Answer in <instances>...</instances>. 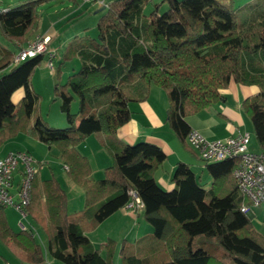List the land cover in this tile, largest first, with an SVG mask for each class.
<instances>
[{
  "label": "trees",
  "instance_id": "1",
  "mask_svg": "<svg viewBox=\"0 0 264 264\" xmlns=\"http://www.w3.org/2000/svg\"><path fill=\"white\" fill-rule=\"evenodd\" d=\"M47 1L22 0L0 9V34L22 44ZM104 9L96 37L82 35L66 55H77L79 67L53 86L65 127L48 125L41 115L31 120L37 99L31 76L46 53L15 63L16 52L0 45V145L21 132L56 144L68 176L84 189L82 208L68 212L59 181L35 174L24 212L43 230L44 249L32 230L15 231L8 224L4 208L0 238L9 239L29 264H116V253L120 264H264V235L240 210L244 199L232 175L237 158L202 160L212 177L208 189L187 162L177 161L174 187L166 190L154 178L166 158L162 148L113 135L131 116L128 102L145 99L155 84L167 95L165 122L185 143L191 130L185 117L223 99L220 89L232 79L260 87L241 108L264 153V0H107ZM59 71L57 66V77ZM18 87L24 95L13 103ZM74 98L77 112L70 108ZM96 131L108 133L102 143L112 163L92 181L90 163L76 145ZM129 190L142 200L152 231L137 246L109 238L95 247L86 232L125 206L132 198Z\"/></svg>",
  "mask_w": 264,
  "mask_h": 264
},
{
  "label": "crops",
  "instance_id": "2",
  "mask_svg": "<svg viewBox=\"0 0 264 264\" xmlns=\"http://www.w3.org/2000/svg\"><path fill=\"white\" fill-rule=\"evenodd\" d=\"M20 1L22 0H0V2L5 3L4 5L0 6V9L13 6ZM90 1L95 0H49L47 2H44L38 8V19L36 20L32 28L26 33L25 41L22 44L15 45V47H24L34 39L44 35H48L50 37L48 48L54 50V48L51 46V42L54 36L60 35L58 29L56 28L57 25L62 22L64 23L67 19H70L77 15L80 11L81 6ZM95 2L99 4L97 1ZM99 6H101L100 9L104 8V6L101 4H99ZM100 9H97V11ZM81 35L86 34L83 33ZM66 55H68L67 50H65L62 55L63 59L67 58ZM73 57H76L77 64L80 65L79 57L77 55H73ZM259 91L260 87L257 84L236 82L231 79L226 87L220 89V93L224 97L223 99L212 102L195 114L186 116L185 120L189 124L191 129L200 132L208 139H218L243 132L249 133L248 127H251V121L250 118L242 111L241 103L245 97L256 94ZM23 95V87H18L11 94L12 102L16 103ZM167 104V95L163 91V89L159 88L155 84H150L148 94L145 99L128 102V108L131 112V116L128 121H126L116 129L113 135L117 139L125 143L147 141L160 146L165 152L166 158L155 170L154 178L162 188L170 190L174 187V182L171 178L173 169L175 168V164L177 163V161L187 162L190 167H192V165H198L201 169H206V167L204 165V162L201 161L197 154L188 146L187 142H181L180 139L176 136L175 132L165 122V111ZM107 136L108 133L106 132L96 131L88 134L84 138V140L80 142V151H78L81 154L85 155L90 163L91 174L89 178L92 181L101 178L103 176L104 168L112 163V156L102 143V141L106 139ZM17 140L21 141L22 135H18ZM14 149L24 151L22 150L23 148L17 147L15 145L11 146L9 145V143L4 142L0 145V157L5 155L9 151H15ZM194 158L199 159L201 163H197ZM41 163L42 161L40 162V164ZM62 166L65 172H67L63 162ZM40 168L36 173L37 178L41 180L49 177L48 175H46L44 178H41V174H39ZM41 170L43 169L41 168ZM51 175H53L59 181L61 187L67 194V211L74 212L82 208L83 205L80 207L79 198L78 201H76L75 205H73L72 208L69 209L70 198L68 197L66 186L70 187L72 190H75V182L70 177L63 178V176L54 173H51ZM196 176L199 183L205 189H208L212 180L210 173L208 172L207 177L204 176V178L201 177V173ZM77 186L82 189L84 198L83 187L78 184ZM244 202L249 205V210L248 212H246V215L251 219L254 226L264 235V202L256 205V208H253L254 205H251L249 200L244 199ZM142 213L143 208L139 209L136 212H130L128 211V209H126L125 206H123L110 214L104 220H102L99 223L100 225L98 224L97 227L101 226L107 220H111L110 218H117L114 219L113 224L111 225L113 229H116L122 225V219L126 222H128L129 220H134V226L143 225L144 230L148 234L152 231V226L143 218ZM142 220H144V222H146L147 224L142 223ZM110 233L111 232L107 234L108 237L117 239L115 238L116 234ZM127 233L130 232L124 231L123 235L125 236L123 237L128 240H138L143 236V233H136L133 238L129 239L130 234ZM88 237L93 244L95 238L92 236ZM101 241L102 243H105L106 238H103ZM5 262L8 261H4L3 263ZM8 263L11 264L10 262Z\"/></svg>",
  "mask_w": 264,
  "mask_h": 264
},
{
  "label": "rangeland",
  "instance_id": "3",
  "mask_svg": "<svg viewBox=\"0 0 264 264\" xmlns=\"http://www.w3.org/2000/svg\"><path fill=\"white\" fill-rule=\"evenodd\" d=\"M160 0H153V2H159ZM247 0H236V3L242 4ZM4 2H0V6L4 5ZM101 6L97 4L95 1H90L81 6L80 11L74 17L67 19L64 23H60L57 25V29L60 35H56L53 37L51 42V46L54 48L55 55L52 58L53 62V70L52 72L49 70L47 66V56L43 57V60L38 64L31 76V87L33 91L37 94V99L35 101V109L32 114L31 120L35 118L36 115H41L42 118L47 122L48 125L53 127H65L68 125L66 120L65 112L62 111L60 104L61 99L54 93L53 86L55 81H59L63 83L68 74L71 73L73 70H77L79 64H77L76 57L73 55L70 58L63 59V53L67 50V53L72 50L73 45L79 40L81 34L85 33L87 36L96 37L97 35V19L98 17L104 12V8L100 9ZM152 8V2L148 3L145 7V11H149ZM97 9H100L97 11ZM164 9L162 6L161 10ZM41 12V10H40ZM82 15V16H81ZM80 16V17H79ZM35 40V39H34ZM0 44L10 50L18 51L15 45L8 41L0 34ZM51 47V48H52ZM77 64V66H76ZM59 66V75L58 77L56 74L54 75L55 67ZM7 69H4L3 72H6ZM157 86V85H156ZM159 87V86H158ZM161 88V87H159ZM164 91V90H163ZM165 92V91H164ZM166 93V92H165ZM71 111L77 112L78 110V100L74 99L71 102ZM249 129V142H248V149L253 151H259L258 142L256 140L255 134L253 132L252 124ZM22 135V140H17V136ZM15 137V138H14ZM12 137L11 139L7 140L6 142L9 145L17 146L23 148L22 150L29 152L34 159H36L39 163L38 169L41 167L43 170L39 171L41 174V178L45 177L46 175L51 176V173L60 175L64 177H69L67 172L63 169L62 162L59 156V148L56 144H52L48 146L47 144L35 139L32 137L28 132H21L18 133L16 136ZM23 144V145H21ZM76 148L80 151V143L76 145ZM16 150V149H14ZM197 163H201L199 159L194 158ZM42 163L40 164V162ZM46 161V162H45ZM196 175L201 173V177H207V170L201 169L198 165H192L191 167ZM174 171V169H173ZM39 177V178H40ZM64 184V183H63ZM65 185V184H64ZM76 188L72 190L70 187L66 186V190L68 192V197L70 198L69 202V209L75 205L76 201L80 198V207L83 205V191L82 189L77 186L75 183ZM208 199V197L206 198ZM253 208H256L254 206ZM5 216L7 219L8 224L15 230L19 231L21 229V224L24 227L29 228L32 230L34 237L40 246L44 249L46 244V236L41 229V227L34 223L29 216H23V214L16 210L12 206H6L4 208ZM111 220H107L101 226H96L95 228L86 232L88 236H92L95 238L93 241V245L95 247H99L102 243V239L106 238V241L109 238L107 234H116L117 239H114L116 243L119 245L120 241L124 238L123 232L128 231L130 233L129 239L133 238L136 233L147 235L146 231L143 228V225L134 226V220H129L126 222L122 219V225L116 229L112 228V224L114 219L117 218H110ZM113 219V220H112ZM117 221V220H116ZM142 223L144 220L141 221ZM147 224V223H146ZM100 225V224H99ZM108 226V227H107ZM150 228V227H149ZM149 232V231H147ZM122 234V235H121ZM127 241L134 246H137V240H128ZM105 242V241H104ZM4 261H8L11 264H29L27 262H22L20 260V256L18 255V249L12 244V242L7 239L3 240L0 238V264H3ZM114 261L116 264H120V257L116 253L114 255Z\"/></svg>",
  "mask_w": 264,
  "mask_h": 264
},
{
  "label": "built area",
  "instance_id": "4",
  "mask_svg": "<svg viewBox=\"0 0 264 264\" xmlns=\"http://www.w3.org/2000/svg\"><path fill=\"white\" fill-rule=\"evenodd\" d=\"M105 6V0H95ZM50 37L44 35L29 42L19 49L13 62L22 61L40 53H46L47 66L53 70L52 58L54 50L48 48ZM188 146L203 161H219L228 157L237 158L232 175L237 182L238 191L251 205L264 202V153L248 149L249 133L208 139L200 132L191 129L186 136ZM65 168L67 166L65 165ZM38 170V161L27 151H9L0 157V208L12 206L25 215L24 207L31 198V181ZM131 199L125 204L130 212L143 208L142 200L132 190H129ZM244 213L248 212L249 205L244 201L240 206ZM24 228V226L21 224ZM3 264H9L5 262Z\"/></svg>",
  "mask_w": 264,
  "mask_h": 264
}]
</instances>
